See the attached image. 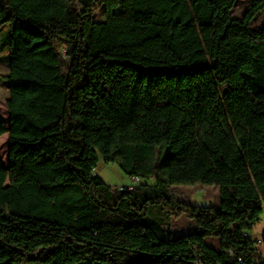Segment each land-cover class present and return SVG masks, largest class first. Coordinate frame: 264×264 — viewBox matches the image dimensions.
<instances>
[{"label": "trees", "instance_id": "16d2710c", "mask_svg": "<svg viewBox=\"0 0 264 264\" xmlns=\"http://www.w3.org/2000/svg\"><path fill=\"white\" fill-rule=\"evenodd\" d=\"M237 2L0 0V264H264V0ZM100 158L154 183L111 187ZM195 185L219 207L175 201Z\"/></svg>", "mask_w": 264, "mask_h": 264}, {"label": "rangeland", "instance_id": "374dc122", "mask_svg": "<svg viewBox=\"0 0 264 264\" xmlns=\"http://www.w3.org/2000/svg\"><path fill=\"white\" fill-rule=\"evenodd\" d=\"M254 0H238L232 16L242 19L250 3ZM95 21H101L99 15ZM254 30L264 28V11L256 16L252 22ZM8 27L5 26L0 31V56L7 53ZM7 74L6 65L0 64V172L8 173V112L6 109L7 83L4 77ZM95 174L104 183L114 188L130 187L136 188L141 184H153V180H134L126 176L116 163H106L100 158ZM173 198L176 202L184 203L197 207L218 208L220 204L219 188L216 186H175L171 189ZM196 229L195 222L189 220L185 215L170 219V230L173 235L183 236L193 233ZM264 232V221L255 224L253 235L259 239ZM207 245L218 249V240L207 238Z\"/></svg>", "mask_w": 264, "mask_h": 264}, {"label": "built area", "instance_id": "2783aa9c", "mask_svg": "<svg viewBox=\"0 0 264 264\" xmlns=\"http://www.w3.org/2000/svg\"><path fill=\"white\" fill-rule=\"evenodd\" d=\"M62 54L65 55V51H62ZM134 180H137V179H134ZM117 189H119V190H124V191H129V190H131L132 188H130V187H120V188H117Z\"/></svg>", "mask_w": 264, "mask_h": 264}]
</instances>
